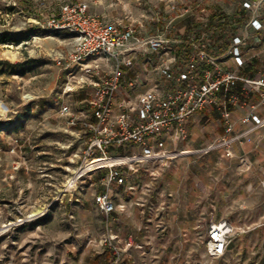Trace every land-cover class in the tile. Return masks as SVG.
<instances>
[{"label": "rangeland", "instance_id": "374dc122", "mask_svg": "<svg viewBox=\"0 0 264 264\" xmlns=\"http://www.w3.org/2000/svg\"><path fill=\"white\" fill-rule=\"evenodd\" d=\"M81 1L91 13L143 34L167 30L185 35L191 27L218 24L214 13L234 22L240 12L239 0H0V264H112L117 250L124 264H264V207L256 206L257 198L249 200L250 205L242 199L234 207L222 203L232 192L216 188L215 153H196L170 163L182 170L188 160V192L182 187L173 206L183 214L188 196V224L196 227L188 230L185 249L177 244L176 253L166 256L168 245L182 238L169 239L168 222L156 216L168 213L166 205L160 208L158 194L170 165L160 169L157 180L144 175L137 189L119 188L126 209L116 212L107 227L95 202L103 190L101 179L91 175L95 167L107 165L100 157L96 164L94 159L84 161L88 135L60 113L63 102L79 112L76 103L87 97L74 93L62 98L65 79L56 58L71 50L72 37L46 29L63 5ZM203 9L212 13L208 23L201 20ZM99 172L104 175L106 168ZM249 175L255 181L250 193L264 198L259 183L264 173ZM201 176L211 179L207 196L193 187ZM200 182L197 189L202 193ZM127 211L141 221L134 222L133 233L120 236L114 230ZM221 217L245 229L256 220L259 233L239 239L238 250H233L237 239L232 240L227 253L214 258L207 252L205 232ZM109 232L118 235L112 244Z\"/></svg>", "mask_w": 264, "mask_h": 264}, {"label": "built area", "instance_id": "2783aa9c", "mask_svg": "<svg viewBox=\"0 0 264 264\" xmlns=\"http://www.w3.org/2000/svg\"><path fill=\"white\" fill-rule=\"evenodd\" d=\"M239 10L234 22L219 20L218 24L191 27L185 35L167 30L143 34L91 13L82 1L63 5L50 21L47 30L66 31L72 37L71 50L56 58L65 79L62 98L74 93L87 96L76 103L81 108L77 113L66 102L60 109L62 115L70 116V125H80L88 135L84 161L137 156L131 162L103 166L91 173L106 168L101 179L103 191L95 195V202L107 227L114 223L115 212L126 209L117 199L114 184L122 186L129 173L142 170L157 180L164 165L192 155L179 154L184 151L192 115L215 106L221 111L226 137L213 149L227 147L238 137H227L235 127L227 104L237 102L238 97L222 98L219 94L222 89L229 92L238 80L245 83L246 98L264 88V78L239 74L250 58L249 50L264 45V0H239ZM211 15L203 9L201 20L208 23ZM262 96L264 102V92ZM243 123L246 131H253L264 125V119L252 110ZM226 155L233 157L234 153L228 149ZM239 162L243 171L252 167L246 155L239 156ZM260 185L264 188V178ZM128 189L135 187L128 185ZM199 189L208 193L203 181ZM207 230L209 256H224L236 227L222 218L212 220ZM108 236L110 244L118 237L111 232ZM115 254L112 264H124L118 250Z\"/></svg>", "mask_w": 264, "mask_h": 264}, {"label": "crops", "instance_id": "0c3cea01", "mask_svg": "<svg viewBox=\"0 0 264 264\" xmlns=\"http://www.w3.org/2000/svg\"><path fill=\"white\" fill-rule=\"evenodd\" d=\"M249 56L250 58L247 63L239 70L240 76L250 79L264 78V45L254 46L249 50ZM262 92H264V88L262 89ZM262 92L254 90L251 93V96L249 98H246L245 83L242 80H238L230 88L229 92H226L225 89H222V91L220 92L219 95L222 98H224L225 95L228 98L231 95H236L238 97L237 102L228 101L227 104V110L231 111L232 119L235 122L234 131L227 137L238 136L235 137L233 142L227 147L213 149L219 146H216L215 143L221 141L226 137L224 119L221 111L217 108V106H215L211 110H202L195 113L191 116L187 125L188 136L182 144V148L184 150L190 151V154L192 155L200 153L201 157L205 156L206 154L211 155V153H215L218 155L219 161L215 162V169L217 173L215 184L216 188L218 189L232 192L230 194L231 199L226 203L225 201L222 202L224 205H228V207L236 206L237 203L242 202L240 201L241 199L247 200L243 203L246 205H250L248 201L255 198H257V201L260 200L257 202L256 206L264 207V198L261 197L259 193H256L257 195L255 193H250V190H253L255 181H252L249 178V174H252L255 171L264 173V125L257 130L246 131L245 125L243 123L245 117L252 110L264 119V102L262 101ZM228 149L233 151V157H228L226 155V151ZM242 155H246L252 164L251 169L248 171H243V168L240 165L239 156ZM205 164L208 167L211 165L209 159ZM186 165L187 166L185 168L183 167L182 170H180L175 165L169 166L167 173L162 176V180L166 181V184L158 194L160 196L158 200L160 208L163 207V205H166L168 208V210L166 209L168 213L160 212L156 216L160 221L166 220L168 222L169 239L176 237L182 238L181 241L174 240L172 245H168V252L166 253V256L167 254L171 255L172 253H176L177 244H179V248L181 250L185 249V246H188L186 245V243L184 244L186 239L188 243V230L189 232H191V230L196 227V225L194 226V222H190L188 224V196L184 197L183 199L184 206L186 207V209L183 210V214L180 213V209H177L176 207H174L175 209L173 208V206L177 205L178 203V201H176V196L177 194L179 195L180 190L183 189L182 187H184V190L188 192V160L186 162ZM94 169L96 170L97 168L95 167ZM101 174V172L96 173V179H102L103 175L101 176ZM144 175H147L144 170L140 171L137 174L129 173L128 176L130 177H127L126 184L122 185L123 189L120 185L114 184L117 199H120L117 193L119 188L122 191H128V185H133L135 189H137L142 185V181L140 180V178ZM182 176L183 179H180V177L182 178ZM89 179H92V177H89ZM198 181H203L208 189H210L212 187L211 179L207 176H201L200 178H196L194 180L193 187L195 188L196 192L201 195L207 196V194H202L198 191ZM172 196L174 197L172 198ZM174 211L175 213L172 215ZM126 213V216L121 220L122 225L120 227H115L114 230V232L118 235L119 233L117 231L121 232L120 236H127L129 233H133L132 226L134 222L138 223L141 221L139 216H134L132 213H130V211H127ZM115 215L116 212L112 215L113 219H115ZM141 218L144 219L145 217L141 216ZM222 218L223 217H221L220 219ZM262 218H264V214L262 215ZM262 218L260 220V223L262 222ZM256 222L257 221L255 220L253 225H248L247 229L234 225L237 229V233L233 241L235 239L237 240L233 242V245L235 244L233 250H238L236 244L238 243L239 239L246 237V235L250 236L254 232L256 234L259 233V229L257 228L260 225H258ZM232 223L235 224L236 222L233 221ZM207 229L205 232L206 236L208 231Z\"/></svg>", "mask_w": 264, "mask_h": 264}, {"label": "bare ground", "instance_id": "6f19581e", "mask_svg": "<svg viewBox=\"0 0 264 264\" xmlns=\"http://www.w3.org/2000/svg\"><path fill=\"white\" fill-rule=\"evenodd\" d=\"M36 39H41V37L37 36ZM191 152L188 150H184L182 152H179L180 155H186V154H190ZM137 157V156H135ZM132 157V156H114V157H109V158H100L102 160V164L103 165H116V164H122V163H128L131 162L133 160H135L136 158ZM92 163L96 164V158L92 161ZM207 255V254H206ZM208 258V257H207Z\"/></svg>", "mask_w": 264, "mask_h": 264}, {"label": "trees", "instance_id": "16d2710c", "mask_svg": "<svg viewBox=\"0 0 264 264\" xmlns=\"http://www.w3.org/2000/svg\"><path fill=\"white\" fill-rule=\"evenodd\" d=\"M213 18H217V19H219V20H227L225 16H221V17H220V15L215 14V13L213 14ZM227 21H228V20H227Z\"/></svg>", "mask_w": 264, "mask_h": 264}]
</instances>
